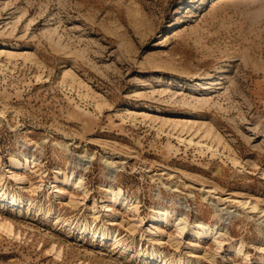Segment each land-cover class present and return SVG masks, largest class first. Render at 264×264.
<instances>
[{
	"label": "rangeland",
	"instance_id": "obj_1",
	"mask_svg": "<svg viewBox=\"0 0 264 264\" xmlns=\"http://www.w3.org/2000/svg\"><path fill=\"white\" fill-rule=\"evenodd\" d=\"M1 49L25 54H0V223L12 225L0 264H245L229 250L240 244L249 264L264 256L263 213L230 199L264 207V0H0ZM197 82L212 106L181 100ZM146 111L207 121L210 139L195 140L219 153ZM105 154L121 168L111 173ZM111 186L139 204L142 224L108 201ZM161 207L186 212L189 228L218 223L224 249L169 225L151 234Z\"/></svg>",
	"mask_w": 264,
	"mask_h": 264
},
{
	"label": "bare ground",
	"instance_id": "obj_2",
	"mask_svg": "<svg viewBox=\"0 0 264 264\" xmlns=\"http://www.w3.org/2000/svg\"><path fill=\"white\" fill-rule=\"evenodd\" d=\"M2 52H5L7 54V56H11V57L25 54V52L18 53V52H15L14 50H11V49H7V50L6 49H1L0 50V54ZM68 75H70V73ZM198 86L202 87L203 85H202L201 82H197L195 86H192V89L194 91H190L191 92L190 98L182 96L181 100L185 104L193 105V106H196V107H199L200 105H202V108L204 106H212L211 103L214 101L213 97H210L208 93H203V94L196 93L195 91H196V89H198L197 88ZM202 88H208V87H202ZM220 88H222V87H220ZM181 89L176 90V93L179 92ZM166 90L167 89H164V90L162 89V92H165ZM183 94L184 93H182V95ZM217 103H218V101H217ZM141 114L143 116H145V118L149 117V119L151 118L153 120L159 119V121H161V123H162L161 124V129H163L165 124H168V122H171V124L173 126H172V129L168 132V134L174 135V136L176 134V136L180 140V142H184V143L188 142V143L194 144V145L195 144H199L200 145V149H202L201 152H205L208 149L211 150L213 155L218 152V149L215 148L213 144H208V141L204 143L202 140H197V141L195 140V136L196 135H198V136H200L202 138H209L210 139V137H211L210 135L212 133V128L213 127H211L212 125L210 123H207V121L199 120V119H195V118L193 119V118H190L189 116H182L181 118H178V117L177 118L176 117L172 118V117H167V116L159 117V115H154V114L148 113L147 111L146 112H142ZM216 131L217 130H215V132ZM187 133H189V136H191V137L185 136V134H187ZM213 137H215V136H213ZM222 137L223 136L217 135V137H215V139L218 138V142H221V140H222L221 138ZM225 140L226 139H224V141ZM188 143H186V144H188ZM170 144L172 145V142H170ZM205 146L207 147V149H205ZM108 155H106V154L103 155V158H106L105 161H107L106 163H108L109 169H110V171L112 173L113 170H115L114 168L119 167L121 165L118 164V162L116 161V159L114 157H110ZM84 156H85V158L87 156L88 159L97 158L96 154L89 155L88 153H86ZM29 160H30V158H29V156H27V163L29 162ZM84 160L86 161V159H84ZM232 161H234L235 163L239 162L236 158H233ZM11 163H12V165H15V166H17L19 168L20 167H25V163L23 161H21L20 159L14 157V156L11 157ZM119 168H121V167H119ZM26 169H29V165L28 164L26 166ZM15 175L18 176L19 180L24 179L23 175H20V174H15ZM57 180L59 182H70L69 176H66V178H63L62 180L59 177H57ZM161 182H162V180H161ZM72 183L74 185H76L77 188H83L84 189V185L85 184L83 183V180L81 178L79 180H72ZM112 184H113V182H112ZM171 186L173 188V185H170V187ZM110 188L111 189H110V194H108V201L112 202L115 205H117V204L123 205L128 211L130 210V211L134 212L135 219H138L137 221H140L141 224H142L144 222V220L139 214V206H138L139 204H134V203L130 202V200H128L127 197L125 196L122 187L115 188V187L111 186ZM176 189H177V186H176V188L174 190H176ZM57 190H60V189H57ZM212 192H215V189H213V188H204V193L203 194L206 195L205 199L208 198V200H210L212 203H214L216 205L218 204V206L223 204V203H220V201L214 202L215 199L211 200V193ZM230 199L232 201L236 200L237 202H239V204L241 206H243V208H245V209L247 208L248 209V211H247L248 214L251 215V214H253L255 212H261V213H263L261 216L264 217V207L263 208H261V207L259 208V204L255 203L253 200H248V198L241 199V198H238V197H232L231 198V196H230ZM106 208H107L108 211L115 212V208L112 207L111 204H106ZM222 208H226V210H227L226 213L230 214L231 216H235V215L239 214V212H240V210L238 208H235V209L231 208L230 209L229 206L228 207H224L223 206L220 209H222ZM173 216H174L173 211L170 210L168 207L167 208L166 207H161V208L154 209L153 212H152V215L150 217V222H149V225H148V231L151 234H153L155 236H158L161 233L162 225H169L171 227H175L176 228V230H177V235L176 236H177V239H179V240L182 239L183 237H186L187 233H188L191 236L195 237L196 239H200V240L206 239V238L214 239V241L216 242V244L218 245L220 250L224 249V241H223V239H221L222 236H221V232H220L221 231L220 230L221 226L218 223H208V222L203 221L200 218H197V219H195V221L193 223H191V226L189 228L188 226L190 224V221L188 220L189 218H188V215L186 214V212L185 213L181 212V214L176 216V217H173ZM0 229L6 230V231H12V225L10 223H7V224L0 223ZM85 231H86V229H85ZM101 238L103 240H107L108 234L106 232H104ZM154 239L161 241L160 237H154ZM190 243H192V242H190ZM229 250L230 251H234L237 255H242L244 260H245V264L251 263V259L252 258L250 256V253H248L245 250L244 244H240L239 246L233 245V246H231V248ZM255 264H264V256L261 255L258 258V260L256 261Z\"/></svg>",
	"mask_w": 264,
	"mask_h": 264
}]
</instances>
